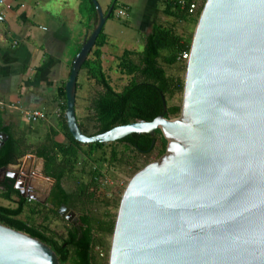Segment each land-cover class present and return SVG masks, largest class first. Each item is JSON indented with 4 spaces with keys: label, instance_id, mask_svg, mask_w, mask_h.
I'll use <instances>...</instances> for the list:
<instances>
[{
    "label": "water",
    "instance_id": "obj_1",
    "mask_svg": "<svg viewBox=\"0 0 264 264\" xmlns=\"http://www.w3.org/2000/svg\"><path fill=\"white\" fill-rule=\"evenodd\" d=\"M91 2L96 23L64 83L70 134L105 143L133 133L154 137L159 129L167 141L122 191L107 264H264V0L204 1L179 116L165 117L161 95L162 113L153 120L90 136L76 117L77 77L113 7L104 12ZM0 264L60 263L48 244L0 223Z\"/></svg>",
    "mask_w": 264,
    "mask_h": 264
},
{
    "label": "trees",
    "instance_id": "obj_2",
    "mask_svg": "<svg viewBox=\"0 0 264 264\" xmlns=\"http://www.w3.org/2000/svg\"><path fill=\"white\" fill-rule=\"evenodd\" d=\"M115 5L116 2L113 3L109 17L113 15ZM173 6L174 9H169L165 13L181 23L185 22L189 17L187 11L181 10L175 0ZM174 27L175 25L156 23L150 34L145 37L142 51L125 50L122 53L119 67L132 78L121 91L110 85L103 70L101 48L106 44V36L102 28L81 68L83 74L93 79L103 89L94 94L90 103V113L84 117L83 122H79L85 134L91 136L117 125L153 120L162 113L161 95L166 101L165 117L179 115L181 106L170 104L168 100L183 91L182 74L185 72L186 62L178 57L189 51L193 30L185 35L177 32ZM168 69L172 73H168ZM81 85L77 80V90ZM60 91L64 102L62 108L65 109L64 84ZM64 128L68 131L66 124ZM68 135V144L52 142L49 138L48 144L41 145L36 151L37 157L44 160L43 175L54 180L49 196V201L54 207L45 210L39 205H29L27 198H19L14 207L0 205V223L24 231L48 244L55 251L60 264H99L93 254L97 244L95 234L112 235L116 216L109 208L108 201L102 202L100 199L104 192L99 183L103 165L127 161L125 152L129 150L149 156L157 148L158 154L162 155L167 141L159 129L156 130L154 137L133 133L115 141L124 143L125 152L120 154L115 147H111L107 156L105 151L98 153L105 143H81L74 139L69 131ZM154 138L155 144L149 149ZM24 144L23 139L8 137L0 146V168L14 164L17 158L27 154V149H23ZM75 172L79 175H75ZM71 176L74 177V183L72 188L68 189L63 185V181ZM6 181L0 197L6 200H10L12 196L19 197L13 181ZM62 205L78 211L80 223L77 226L67 224L65 231L61 233L51 229L48 224L37 227L19 217L24 213L27 218L45 213L59 216L57 209ZM100 205L102 210L99 212L97 206Z\"/></svg>",
    "mask_w": 264,
    "mask_h": 264
},
{
    "label": "crops",
    "instance_id": "obj_3",
    "mask_svg": "<svg viewBox=\"0 0 264 264\" xmlns=\"http://www.w3.org/2000/svg\"><path fill=\"white\" fill-rule=\"evenodd\" d=\"M98 1L99 5L104 1L101 8L106 12L118 0ZM119 1L127 10L128 18L141 30L143 39L156 23H181L165 13L174 9V0ZM197 1L202 5L203 0ZM6 3L10 7L0 5V146L10 136L23 139V149L28 153L17 160L24 161L23 167L32 177V187L39 189V183L53 179L43 175L44 160L37 157V149L48 144L49 138L52 142L69 143L60 88L69 76L72 59L82 39L90 35L96 23V11L88 0H6ZM187 19L189 27L194 24L195 28L198 15ZM125 22L130 23L129 19ZM104 34L107 43L108 36ZM76 106L77 120L83 122L84 115L81 116ZM22 110H38L46 118L31 122ZM28 155L33 158H25ZM17 160V164L8 165L6 171L15 170L19 166ZM6 171L0 173V180ZM2 192L4 186L0 184V194Z\"/></svg>",
    "mask_w": 264,
    "mask_h": 264
},
{
    "label": "rangeland",
    "instance_id": "obj_4",
    "mask_svg": "<svg viewBox=\"0 0 264 264\" xmlns=\"http://www.w3.org/2000/svg\"><path fill=\"white\" fill-rule=\"evenodd\" d=\"M98 2L100 4V1ZM103 2L104 1H102V5L100 6H104ZM127 19H129L130 23L125 22V20ZM189 25L190 23L187 19L185 20V22L175 25L174 28L177 32L188 35L194 27V24L190 27ZM103 31L108 36L106 45L104 46V48H101L103 70L110 85L115 90L120 91L122 90L124 85H126L132 78L130 75H127L120 69V57L125 50L133 52L142 51L144 47V39L142 37L141 30H139V28L134 24L131 17L128 18L127 10H125L120 5L119 0L116 2V7L113 15L105 22ZM167 72L172 73V71L169 69ZM184 75L185 72L182 74L183 78ZM77 80L78 82H81L82 85L80 86V90L78 89L76 93V109L80 108V113H82L81 116L84 115L83 117H85L90 113V111L87 112L86 107L90 106V101L92 100L94 94L98 92L100 86L96 84L93 79H89L86 74H83L82 71L79 73ZM168 101L170 104L181 106L182 92L176 94L175 97L170 98ZM177 116H173L170 118H175ZM111 147H115L120 154L125 152L124 143H115V141H113L105 142V145L98 153L101 154L102 151H105L106 155L108 156ZM125 157L127 161H123L122 163L116 162L110 165L106 163L102 167V173L110 180V184L106 188V190H102L104 192L100 195V199L102 202L108 201V203L110 204L109 208H111L112 212L115 213L117 211V205L122 191L131 176L148 163L157 161L161 157V155L158 154V150L156 148L152 151V153H150L149 156H144L143 154H138L129 150L125 152ZM36 161L37 162L35 166L36 168H38L40 166V161L38 159ZM75 175H79L78 172H75ZM44 183L45 184L39 183L42 191L44 190V188L53 183V180L48 181L47 179V181H45ZM73 183V176L65 178L63 181V185L68 189L72 188ZM0 205L8 207L15 206L14 203L9 202L2 197H0ZM97 209L100 212L102 210L101 205L99 207L97 206ZM67 214L68 213L63 212L60 213L59 216L51 213L34 214L32 215V217L27 218L26 213H24L19 217L23 220H27L29 224H34L37 227H40V225L43 224H48L51 229L61 233L65 231L67 224H72L73 221L77 218V214H74V216L70 220H68L66 218ZM95 238L97 244L94 248L93 254L95 256L96 262L99 264H107L111 235L95 234Z\"/></svg>",
    "mask_w": 264,
    "mask_h": 264
},
{
    "label": "flooded vegetation",
    "instance_id": "obj_5",
    "mask_svg": "<svg viewBox=\"0 0 264 264\" xmlns=\"http://www.w3.org/2000/svg\"><path fill=\"white\" fill-rule=\"evenodd\" d=\"M89 79H91V78H89ZM129 82L126 85H128ZM126 85H124V87ZM102 90L103 89L100 86V89L98 90V92L102 91ZM90 103H91V101H90ZM89 107L90 106H88V108ZM18 160H20V158H18ZM23 162L24 161H18L19 166L15 170H13L11 172L6 171V174L4 176L5 178L3 177L4 179L2 178L0 180V184L2 186H4L5 183L7 182L5 180H9V181L12 180L14 185H15V183H18V185H20V187H21L20 189H16L14 187L18 191L19 197L18 196H12V198L10 200H7V201L12 202V203H14L16 205V203L19 200V198H27L28 195H31L32 198H27L29 205H39L41 207H44L45 210L52 209L54 206L50 203L49 196H50V192H51V189H52L54 181L49 186L44 188L43 191L41 190V188L34 189L32 187L33 186L32 185L33 181L31 182V178L32 177H31L30 173L27 171V169L25 167H23ZM16 164H17V162L15 163V165ZM60 207H62V209H60ZM60 207H58V209H57V212L59 213V215H60L59 210H61L64 213H69L70 211H73V212H75V214H77V218L73 221L72 224L77 226L80 223L79 222V213H78V211H75V210H73V209H71V208H69V207H67L65 205H62ZM65 209H67V210H65Z\"/></svg>",
    "mask_w": 264,
    "mask_h": 264
},
{
    "label": "built area",
    "instance_id": "obj_6",
    "mask_svg": "<svg viewBox=\"0 0 264 264\" xmlns=\"http://www.w3.org/2000/svg\"><path fill=\"white\" fill-rule=\"evenodd\" d=\"M175 1L181 10L187 11V14L189 16L198 15L199 8L201 5L199 4L197 0H175ZM0 5L10 7L6 3V0H0ZM188 57H189V51H185L179 55L178 59L186 62ZM22 111H23V115L31 122H35L39 119L46 118V115L43 112L38 111V110H22ZM99 183H100V187L102 188L101 190H103L109 186L110 180L104 174H102V176L99 178Z\"/></svg>",
    "mask_w": 264,
    "mask_h": 264
}]
</instances>
